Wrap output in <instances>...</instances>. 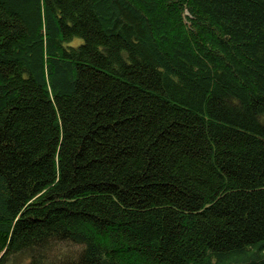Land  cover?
Returning a JSON list of instances; mask_svg holds the SVG:
<instances>
[{
  "label": "trees",
  "instance_id": "trees-1",
  "mask_svg": "<svg viewBox=\"0 0 264 264\" xmlns=\"http://www.w3.org/2000/svg\"><path fill=\"white\" fill-rule=\"evenodd\" d=\"M0 264H264V0H0Z\"/></svg>",
  "mask_w": 264,
  "mask_h": 264
}]
</instances>
